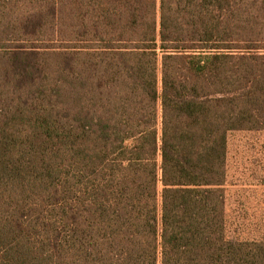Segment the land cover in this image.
<instances>
[{
  "label": "trees",
  "instance_id": "16d2710c",
  "mask_svg": "<svg viewBox=\"0 0 264 264\" xmlns=\"http://www.w3.org/2000/svg\"><path fill=\"white\" fill-rule=\"evenodd\" d=\"M262 38L264 0H0V264H264L227 187Z\"/></svg>",
  "mask_w": 264,
  "mask_h": 264
},
{
  "label": "rangeland",
  "instance_id": "374dc122",
  "mask_svg": "<svg viewBox=\"0 0 264 264\" xmlns=\"http://www.w3.org/2000/svg\"><path fill=\"white\" fill-rule=\"evenodd\" d=\"M58 60L56 55L39 57V61L44 62L47 67L51 83L58 81V76L50 65L52 68L56 67ZM18 122L13 121L6 126L8 135L30 138L32 133L28 120L20 118ZM227 167V187L233 209L231 214L235 215V211L236 214L239 213L245 227L250 224L256 228H261V225L264 227V131H231L228 138Z\"/></svg>",
  "mask_w": 264,
  "mask_h": 264
}]
</instances>
